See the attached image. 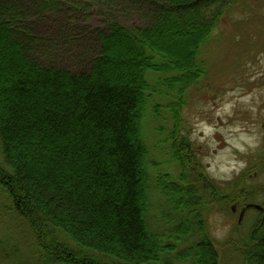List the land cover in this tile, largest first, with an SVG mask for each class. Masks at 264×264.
I'll use <instances>...</instances> for the list:
<instances>
[{
  "label": "trees",
  "instance_id": "16d2710c",
  "mask_svg": "<svg viewBox=\"0 0 264 264\" xmlns=\"http://www.w3.org/2000/svg\"><path fill=\"white\" fill-rule=\"evenodd\" d=\"M235 2L0 0V193L33 241L18 264H219L194 209L212 200L155 170L142 121L148 107L156 131L170 126L160 143L184 171L186 93ZM154 193L194 215L182 235L200 241L178 250L153 230ZM253 233L242 263L264 264V221Z\"/></svg>",
  "mask_w": 264,
  "mask_h": 264
},
{
  "label": "rangeland",
  "instance_id": "374dc122",
  "mask_svg": "<svg viewBox=\"0 0 264 264\" xmlns=\"http://www.w3.org/2000/svg\"><path fill=\"white\" fill-rule=\"evenodd\" d=\"M201 60L207 67L205 77L187 91L181 111L178 141L188 143V151H183L184 171L160 143L170 126L156 131L159 123L148 107L143 136L152 160L158 163L156 171L168 172L176 181L183 173V183L192 188V200H212L194 209L203 221L204 237L218 252V263L243 264V245L251 248L253 238L260 235L253 233L260 212L248 208L240 217V211L248 204L264 205V0H236L202 48ZM201 173L204 190L196 185ZM207 186L213 196H207ZM224 196L230 202L219 204L217 199ZM174 207L154 193L149 221L155 232L181 239L177 248L183 250L201 236L182 235L187 221L196 219ZM179 225L181 234L175 230ZM27 229L7 211L0 193V264H18L32 253ZM8 253H12L10 260L5 261Z\"/></svg>",
  "mask_w": 264,
  "mask_h": 264
},
{
  "label": "flooded vegetation",
  "instance_id": "af4514ba",
  "mask_svg": "<svg viewBox=\"0 0 264 264\" xmlns=\"http://www.w3.org/2000/svg\"><path fill=\"white\" fill-rule=\"evenodd\" d=\"M258 206L260 207V209H258V211L260 212L259 223H262L264 221V210H263L264 208L261 205H258ZM231 209L234 210L235 209V206H232ZM241 211H240V213H241Z\"/></svg>",
  "mask_w": 264,
  "mask_h": 264
},
{
  "label": "water",
  "instance_id": "95a60500",
  "mask_svg": "<svg viewBox=\"0 0 264 264\" xmlns=\"http://www.w3.org/2000/svg\"><path fill=\"white\" fill-rule=\"evenodd\" d=\"M248 208H254V209H260V207L258 205H254V204H248L246 206L243 207L242 211H241V214H240V217L242 216V214L244 213V211Z\"/></svg>",
  "mask_w": 264,
  "mask_h": 264
}]
</instances>
